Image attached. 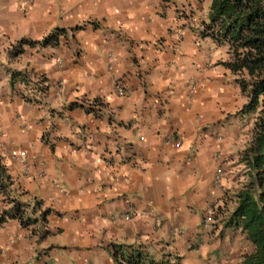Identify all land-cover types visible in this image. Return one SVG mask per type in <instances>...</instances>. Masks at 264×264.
I'll return each instance as SVG.
<instances>
[{
	"label": "crops",
	"instance_id": "obj_1",
	"mask_svg": "<svg viewBox=\"0 0 264 264\" xmlns=\"http://www.w3.org/2000/svg\"><path fill=\"white\" fill-rule=\"evenodd\" d=\"M209 4L0 0V158L12 181L0 264H116L115 246L238 264L253 251L224 227L251 122L226 56L200 37Z\"/></svg>",
	"mask_w": 264,
	"mask_h": 264
},
{
	"label": "trees",
	"instance_id": "obj_2",
	"mask_svg": "<svg viewBox=\"0 0 264 264\" xmlns=\"http://www.w3.org/2000/svg\"><path fill=\"white\" fill-rule=\"evenodd\" d=\"M200 37L216 47L226 48V60L219 65L232 75L245 99L239 113L251 122L245 146L235 162V165H241L243 178L236 192L237 205L226 218L224 227L240 229L253 247V251L244 254L238 264H264V0H210ZM55 42V36H48L41 42L22 40L17 46H46ZM11 185L0 158V192L6 198ZM12 210V216L22 221L26 212L16 203ZM47 212H41L42 218ZM218 214L223 211L218 209ZM4 216L3 212L0 225ZM22 224L27 225L26 222ZM113 258L116 264H181L177 256L165 254L156 260L141 248L121 246H115Z\"/></svg>",
	"mask_w": 264,
	"mask_h": 264
},
{
	"label": "built area",
	"instance_id": "obj_3",
	"mask_svg": "<svg viewBox=\"0 0 264 264\" xmlns=\"http://www.w3.org/2000/svg\"><path fill=\"white\" fill-rule=\"evenodd\" d=\"M116 91H117L119 94H124V93H125V91H124L119 85L116 86ZM20 157L23 158V159H25V155H24V153H22V154L20 155ZM219 181H220V179L217 178V179H216V183L219 182ZM209 214H211V217L208 218V219L206 220V222H205V223H206V226L210 223V221H212L213 217L216 215L215 211H210ZM207 223H208V224H207Z\"/></svg>",
	"mask_w": 264,
	"mask_h": 264
},
{
	"label": "rangeland",
	"instance_id": "obj_4",
	"mask_svg": "<svg viewBox=\"0 0 264 264\" xmlns=\"http://www.w3.org/2000/svg\"><path fill=\"white\" fill-rule=\"evenodd\" d=\"M218 51H221V53H223V55L226 56V52H227V50H226L225 47H220V48H218ZM249 124H250V122L247 121V125H249ZM235 160H236V159H235ZM238 170H240V171L236 173L235 181H236L237 183H240L241 181H243V178L241 177V169H238Z\"/></svg>",
	"mask_w": 264,
	"mask_h": 264
}]
</instances>
